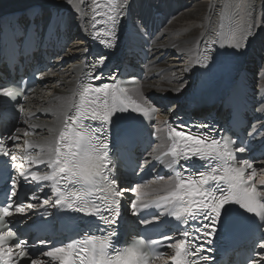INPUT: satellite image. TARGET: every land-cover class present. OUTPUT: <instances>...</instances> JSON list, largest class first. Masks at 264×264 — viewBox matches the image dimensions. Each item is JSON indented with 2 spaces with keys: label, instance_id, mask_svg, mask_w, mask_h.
<instances>
[{
  "label": "snow or ice",
  "instance_id": "1",
  "mask_svg": "<svg viewBox=\"0 0 264 264\" xmlns=\"http://www.w3.org/2000/svg\"><path fill=\"white\" fill-rule=\"evenodd\" d=\"M127 3L128 0H124V4ZM92 11L95 12L96 9L93 8ZM122 12L123 9L108 17L111 27L103 32L108 39L99 40L101 45L109 49L115 47L117 19L121 17ZM92 19L95 20L96 16ZM247 34H250V31ZM95 35L99 36L100 33ZM242 39L243 36L238 38L233 34L229 37L228 46L238 50L244 46ZM211 43L216 45L218 41L213 40ZM220 47H224V44L221 43ZM106 60V55L98 56L93 67L99 65L103 69ZM200 67L208 69V64H201ZM98 78L97 74H93L94 80ZM128 91L127 87L116 83H104L102 86L90 84L85 87L79 95L78 105H73L75 116H67L62 121L64 127L58 138L49 142L46 149L41 148L43 155L26 157L30 166L46 164L47 170L37 168L32 171L30 167L26 168L24 163L17 164L15 154H2L10 159L12 167L16 169L14 176L7 177L10 181L8 201L0 206V261L3 264H20L22 260L25 264H45L40 257L49 258L47 264H51L52 260L58 261V264H150L152 259L166 254L159 249L171 250L172 264H196L197 259H213L207 254H201L212 251L205 246L212 244L213 241L209 237L215 236L222 223V217L227 216V206L238 205L247 213L264 221V202H261L264 189H258L253 183L258 170L251 160L241 159L236 155L245 153L247 149L238 145L236 139L213 136L212 130L200 131L193 135L191 130L185 131L186 126H173L169 132L171 149L165 155L171 156L169 167L178 165L180 170L175 171L174 182L164 187L165 194L157 195L151 205L143 204L144 208L151 206L158 209L159 215L142 219L139 223L148 227L159 223L161 216L172 217L180 223L181 230L178 235L183 239H176L174 235L149 239L141 235L128 247H113L111 238L117 235L115 228L119 218L115 209L125 192L136 191L138 185L121 187L120 182L114 178L116 169L110 156L111 145L108 139L112 117L117 111L123 113L130 110L143 115H147L148 111L156 112L155 108H142L128 95ZM0 95L16 99L18 93L14 89H0ZM24 98L26 99V96ZM19 111L24 112L23 106L19 107ZM76 120L99 123L102 132L99 136H93L84 130L83 123L77 125ZM195 127L202 130L208 125L199 123ZM19 131L18 128L14 129L8 139L19 140L20 137L16 134ZM153 134L155 135V130ZM25 144L27 149L34 147L28 142ZM21 159L24 160L25 157ZM196 161L203 162L206 170L193 175L189 165ZM261 163H264V160ZM17 177L25 184L52 182V190L56 193V199L51 202L52 207L64 206L82 215L97 216L105 226L102 237L92 236L90 239L69 241L51 248L46 247L48 241L42 240L41 244L45 247L35 254L31 253L28 250V241L17 237V232L11 226L12 221L8 218L15 214L26 216V208L37 207L30 201L40 198L32 193L28 202L14 203L11 198L17 195ZM3 179L0 174V180ZM58 184H62V187H58ZM261 184H264V180ZM43 186L41 184V187ZM135 199L129 207L132 215L140 216ZM49 203L47 198L40 199V206ZM109 209L112 210V215L105 217L103 212ZM190 221L195 223L190 224ZM13 241L15 243H12ZM165 241L169 242L164 243ZM110 247L115 255L109 252ZM256 247L264 249V239L258 240ZM247 264H264V251L254 252L253 258L249 259Z\"/></svg>",
  "mask_w": 264,
  "mask_h": 264
},
{
  "label": "bare ground",
  "instance_id": "2",
  "mask_svg": "<svg viewBox=\"0 0 264 264\" xmlns=\"http://www.w3.org/2000/svg\"><path fill=\"white\" fill-rule=\"evenodd\" d=\"M101 1L0 0V19L7 15H19L20 23H24L29 18L28 10H34L37 12L35 22L37 25L45 26L52 22L57 31L61 33L65 31L64 36L71 41L64 54L60 52L53 54L55 60L48 64L53 67L52 72L42 73L41 77H44L42 84L25 101L23 115L15 123L19 124L20 139L7 140L12 152L17 155L18 164L24 163L26 168L39 166H30L26 157L43 155L41 148L46 149L47 144L57 139L59 132L63 130L62 121L67 116H75L73 105H78L80 93L87 87L93 71L98 66L93 67L98 57L96 52L97 50L107 52L99 43L100 39H108L103 35L108 27L99 28L101 25L98 20L102 15V9L98 3ZM93 8L96 9L95 12L92 11ZM122 9V15L117 19L119 42L124 38L128 23H134L133 26L139 32L150 38L157 27L161 24L164 26L155 38H151L152 47L148 52L150 57L148 61L140 64L138 59L132 61L129 56H125L126 61L134 63L138 70L146 72L142 86L132 90L131 95L148 108L158 110L159 139L152 156L153 160L167 152L169 143L165 140L166 130L172 126L174 118L181 117V111H186L190 105L187 100L193 88L200 86L201 80L206 76H212L209 68L215 71L213 77L216 84H220L221 76L225 74L221 71L224 67L233 66L238 70L244 68L251 82L254 80L253 73L260 72L253 97L261 104L254 110L256 116L253 117L254 124L250 126L249 135L264 129V0H128L126 5L124 0H113L112 15H116ZM94 15L95 20L92 19ZM21 28L2 30L0 34L8 33L10 38L19 34ZM249 31L250 34H247ZM97 32L100 33L99 36L95 35ZM233 34L238 38L243 36L241 43L244 46L238 50L229 47L227 43ZM213 40H217L218 43L213 45L211 43ZM221 43L224 47H220ZM171 57L174 58L173 62H170ZM231 58L233 61L228 63ZM205 63L208 64V69L200 67ZM32 66L30 65L31 68ZM63 67L65 69L61 72ZM4 71L9 74V69L5 65ZM9 78L7 75L5 79ZM16 78L18 79L17 75ZM134 78L137 76L129 77ZM1 82L4 83V80ZM158 94L160 96L157 99L152 97ZM165 101L172 103L171 113L166 111ZM191 113L193 117L200 118L212 114L218 119L225 117L218 105L208 111L194 109ZM39 115L40 121H32ZM61 115L63 117L60 123ZM25 132L29 134L24 135ZM25 142L33 144L34 147L27 149ZM21 157L25 159L22 160ZM148 158L146 156V159ZM261 161L254 164L258 170L259 183L264 180V171H260L264 169V163ZM150 162L152 160L148 163ZM168 162L169 160L165 158L162 161L163 167L166 168ZM172 182L174 181L171 179H165L160 183L153 182L145 187H137L136 191H126L123 199L128 205L132 196L139 194V200L135 202L139 207H143L144 203L149 204L160 195V190L155 192V189L163 191L164 187ZM122 184L127 185L126 181ZM30 202L37 207L40 206L36 200ZM36 208H26L27 215L23 216L33 217ZM126 214L132 216L130 212ZM249 215L237 205L234 225L243 223ZM40 259L43 260V257ZM171 260V257H167L159 261V264H167Z\"/></svg>",
  "mask_w": 264,
  "mask_h": 264
},
{
  "label": "rangeland",
  "instance_id": "3",
  "mask_svg": "<svg viewBox=\"0 0 264 264\" xmlns=\"http://www.w3.org/2000/svg\"><path fill=\"white\" fill-rule=\"evenodd\" d=\"M164 26L161 24L160 26H159V30H158V32L163 28ZM156 35H157V33H155L154 35H153V38L154 37H156ZM71 42V41H70ZM70 42L68 43V45L70 44ZM68 45L66 46V48H65V52H66V50H67V48H68ZM185 45H187L186 43H185ZM188 46V45H187ZM64 52V53H65ZM173 60H174V58L173 57H171L170 58V62H173ZM231 61H233V59L231 58V59H229V61H228V63L229 62H231ZM227 63V64H228ZM166 66V65H165ZM262 66V65H261ZM260 66V67H261ZM64 67L62 68V71L61 72H63L64 71ZM259 73L260 72H257V74H255V73H253V76H254V82H253V84L255 85V87H257V82H258V77H259ZM45 89V88H44ZM146 89V88H145ZM46 90V89H45ZM146 91V90H145ZM191 91V87H190V90H189V92ZM188 94V93H187ZM160 95L158 94V95H153L152 97L154 98V99H157V97H159ZM175 97L173 96V99H174ZM171 105L170 106H172V103H170ZM171 108V107H170ZM67 109V108H66ZM256 109V108H255ZM254 109V110H255ZM171 110V109H170ZM172 112V110L169 112V113H171ZM62 117H63V115H61V119H60V123H61V120H62ZM41 120V115H39L38 117H36V118H33V120L32 121H40ZM15 129H20L19 128V124L18 125H15ZM17 135H18V133H16ZM31 153V152H30ZM29 153V154H30ZM160 183V182H159ZM158 190H160V192H162V193H164L161 189H155V192L156 191H158ZM161 194V193H160ZM127 207H129L128 205H127Z\"/></svg>",
  "mask_w": 264,
  "mask_h": 264
},
{
  "label": "water",
  "instance_id": "4",
  "mask_svg": "<svg viewBox=\"0 0 264 264\" xmlns=\"http://www.w3.org/2000/svg\"><path fill=\"white\" fill-rule=\"evenodd\" d=\"M29 11V10H28ZM7 16H9V15H7Z\"/></svg>",
  "mask_w": 264,
  "mask_h": 264
}]
</instances>
